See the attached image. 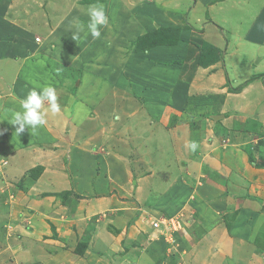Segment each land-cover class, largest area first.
<instances>
[{
    "label": "crops",
    "instance_id": "obj_1",
    "mask_svg": "<svg viewBox=\"0 0 264 264\" xmlns=\"http://www.w3.org/2000/svg\"><path fill=\"white\" fill-rule=\"evenodd\" d=\"M18 1L2 2L3 24L19 19L39 36L48 29L41 36L52 44L30 42L35 55L43 49L34 60L17 59L21 50L6 42L0 53V133L10 146L0 170V264H155L161 255L162 264H264V18L252 0H141L137 13L140 0H106L100 38L79 40L87 0ZM184 25L189 38L222 50L188 77ZM159 28H180L178 44L166 32L129 64L131 38ZM73 71L60 112L45 101L46 123L16 135L5 113L37 85L58 96ZM177 215L205 229L196 236L186 224L173 241L151 226Z\"/></svg>",
    "mask_w": 264,
    "mask_h": 264
},
{
    "label": "rangeland",
    "instance_id": "obj_2",
    "mask_svg": "<svg viewBox=\"0 0 264 264\" xmlns=\"http://www.w3.org/2000/svg\"><path fill=\"white\" fill-rule=\"evenodd\" d=\"M9 1H11V0H0V13H1L0 14V53L3 51V44H5V42H6L9 45L11 51H12L13 47H14V49L21 50L18 53V55H15V57L17 59H19L20 58L19 55L22 54V55H24V57L27 56V58H25L24 60H34L33 57H38V56H41L43 54V49L41 51L42 52L41 55L40 54L35 55L31 50H29L30 42H32V44H33L32 47L35 46V44H39L42 47V44H44L46 42L45 44L48 46L47 48L49 49L50 45L52 44L51 43L52 41L51 40L43 41L46 38L42 37L45 35L44 32L45 31L47 32L48 29H46V30L42 29V31H43V32H41L42 36L41 35L39 36V35L33 34V32H31V30L26 31L25 27H22V28L19 27V24H20L19 19L15 20V21H19L18 23H16L15 21L14 22L13 21L8 22L9 26L7 23L3 24L2 20H1V17L3 14L2 2L5 3L6 6H9V5L17 6L18 3L20 4V2L18 0L15 3H13V2L10 3ZM53 1H54L53 4H56L57 2L59 3V0H53ZM105 1L106 0H99L100 3H105ZM231 1H233V2L237 1V2H235V5L232 4V6H236V5L239 6V4L241 3V0H240V2H239V0H231ZM94 2H96V0H87L86 3H84L85 4L84 6H86L88 4H92ZM251 2H252V8L255 11L257 9L256 14L260 13V16H262L264 18V0H261V3L258 0H252ZM141 4H143V2L141 0H140V2H138L137 7H135L132 4V8L136 11V13H137V10H139V8L141 7ZM245 5H246L245 2H243V5L241 6V8L245 7ZM20 6H22V4H20ZM37 6H39V5H37ZM43 7H45V5H43ZM40 9H42V8H40ZM238 14L242 15L243 10L239 11L237 13V15ZM50 17L51 16H48L47 19ZM138 17H139V15L136 16V18H138ZM41 18L44 20L45 16L42 15ZM39 21H41V20H39ZM257 23L260 25L259 22H257ZM45 24L52 25V23H48L47 21L45 22ZM246 24H247V20L245 22H242L239 25L240 28H238V32H240L241 31L240 29H243V27H245ZM26 26L30 27V24H26ZM230 26H232V25H230ZM230 26H228V28ZM183 28L185 30H187V34L184 37V39H182V43L184 46H188V57H190L193 62L186 66V69L183 71L184 73L181 75H182V77H188V75H190V73L192 71V67L194 65L197 64V65L206 66L208 64L213 63V61H215L216 59L221 57L222 50L210 52L209 48H211V46L208 45L205 41H203L201 37L191 36L189 38V35H188L189 34V30H188L189 26L188 25H184ZM171 29H178L177 30L178 31V34H177L178 37H176V38L180 41L179 33H180L181 29L180 28H171ZM143 33L144 32L141 33V35H140L141 37L138 36L139 38H136V39L133 37L131 38L132 42H134V43H132V44L128 43L129 45H126V46H129L130 48L129 47L124 48V51L126 52V54L128 53L127 58H129V64H131L132 66H134L138 60H139V63H142L144 61L145 54L152 47L151 41L153 40V38L148 37L145 40L141 39L146 34V33L145 34H143ZM147 33H149V32H147ZM170 33L173 34L174 30L170 31ZM223 38H224V43H223L222 49L226 47V44L228 42L226 40V37L223 36ZM177 39H176V42H174L171 39V41L174 42L173 44L177 43ZM179 46H181V44ZM127 50H128V52H127ZM172 55H175V53L172 52ZM30 58H32V59H30ZM148 61L150 62V64L152 66L156 65V62L153 61L151 58H149ZM238 67H240V68L243 67V63L242 62L239 63ZM77 75H78V71L70 72V75L68 76L66 82H64V84L61 85V89L58 92V96H57V102H59L61 99L64 98V96H65L64 94L66 91H68V90L72 91L73 90V88L75 86V82L78 80ZM117 80L119 81V85H120V81L124 82V80H120L119 78H117ZM170 122L172 123V120ZM252 127H253V125H252ZM254 128L256 129L257 126ZM9 154H10V146L6 140L5 135L0 133V170H2L4 168V166H6V161L4 160L5 158L3 156L7 157ZM11 165H13V170H23L25 168L24 166L18 167L15 163H13ZM36 172L38 173L39 171L36 170ZM210 177H214V176H212L210 174ZM0 178H1V176H0ZM24 178L17 180V182H15L14 185L15 184H17L18 186L23 185L24 184ZM1 191H2V187L0 186V197H1ZM153 211L154 210H151L150 212H153ZM5 212H6V208L4 207V205L2 203V199H0V220H1L0 225H2L3 221L5 220V217H4ZM192 219H193V221L189 220V223L187 222L188 228L187 227L186 228L188 230H191V232L195 233L196 236H198V234H200L205 229V225L200 219H197L196 217H194ZM1 236H2V232L0 231V237ZM164 236H166V235H164ZM154 259H155L154 260L155 264H162V262L164 261V256L163 255H161L160 257L154 256ZM173 263H175V262H173Z\"/></svg>",
    "mask_w": 264,
    "mask_h": 264
},
{
    "label": "clouds",
    "instance_id": "obj_3",
    "mask_svg": "<svg viewBox=\"0 0 264 264\" xmlns=\"http://www.w3.org/2000/svg\"><path fill=\"white\" fill-rule=\"evenodd\" d=\"M86 14L88 16L86 26L79 22L75 25L76 32L72 37L74 40H79L81 33L84 34L85 38L91 35L93 39H99L101 36L100 28L108 23L105 7L99 0L87 6ZM45 101L48 103L51 112H60L61 108L57 102V90L49 84L37 85L30 89L26 97L20 101L19 110L12 109L5 113L8 122L15 126L16 135L23 133L25 129L30 130L35 135L39 128L46 123L41 112ZM186 146L192 152H195L198 148V144L194 140H189Z\"/></svg>",
    "mask_w": 264,
    "mask_h": 264
},
{
    "label": "built area",
    "instance_id": "obj_4",
    "mask_svg": "<svg viewBox=\"0 0 264 264\" xmlns=\"http://www.w3.org/2000/svg\"><path fill=\"white\" fill-rule=\"evenodd\" d=\"M188 220H184L181 216H173L170 218H161L152 221L151 226L163 235L173 238L175 233L182 231L187 224ZM174 241V239H172Z\"/></svg>",
    "mask_w": 264,
    "mask_h": 264
},
{
    "label": "trees",
    "instance_id": "obj_5",
    "mask_svg": "<svg viewBox=\"0 0 264 264\" xmlns=\"http://www.w3.org/2000/svg\"><path fill=\"white\" fill-rule=\"evenodd\" d=\"M159 30V32L158 31H154V32H152V33H150V34H147V35H145L143 38H141V39H146V38H148V37H152L153 38V40L151 41V45L152 46H156V45H158V44H163V43H161V39H160V37L163 35V34H165L166 32H170V31H172V30H174V33L173 34H171V35H169V37L173 40V41H176V37H178L177 36V34H178V29H171V28H159L158 29ZM159 35V36H158ZM168 44V43H167ZM218 49L217 48H214V47H211V48H209V51L210 52H215V51H217ZM35 170V171H34ZM34 170L32 169V171H30L29 172V175L31 176V177H35L39 172H40V170H41V168L40 167H37V168H34ZM36 170L37 171H39L38 173L36 172Z\"/></svg>",
    "mask_w": 264,
    "mask_h": 264
}]
</instances>
